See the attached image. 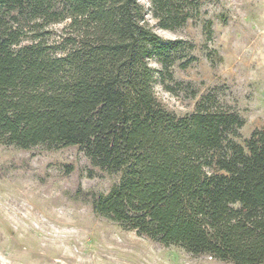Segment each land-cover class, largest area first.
Masks as SVG:
<instances>
[{"label": "trees", "instance_id": "16d2710c", "mask_svg": "<svg viewBox=\"0 0 264 264\" xmlns=\"http://www.w3.org/2000/svg\"><path fill=\"white\" fill-rule=\"evenodd\" d=\"M61 1L53 11L50 0H0V12L26 6L35 19H69L73 29L62 56L40 43L15 50L19 33L5 34L0 14V144L79 146L95 166L122 172L95 200L97 214L193 255L264 263V131L244 147L235 140L244 120L209 96L181 118L159 104L148 61L172 80L183 43L155 33L140 0ZM151 1L164 11L172 0Z\"/></svg>", "mask_w": 264, "mask_h": 264}, {"label": "rangeland", "instance_id": "374dc122", "mask_svg": "<svg viewBox=\"0 0 264 264\" xmlns=\"http://www.w3.org/2000/svg\"><path fill=\"white\" fill-rule=\"evenodd\" d=\"M49 3L62 9L61 0ZM140 4L155 33L183 43L172 56V80L157 59L148 61L159 104L181 118L209 96L213 107L244 120L235 140L246 147L254 132L264 131V0H172L164 11L151 0ZM11 9L0 12L1 27L19 33L15 50L40 43L58 57L72 48L69 19ZM185 13L191 17L183 23ZM158 15L174 28H163ZM121 178L122 172L95 166L79 146L0 144V264H234L165 246L97 214L95 200Z\"/></svg>", "mask_w": 264, "mask_h": 264}]
</instances>
